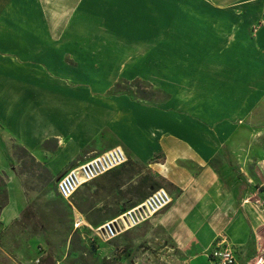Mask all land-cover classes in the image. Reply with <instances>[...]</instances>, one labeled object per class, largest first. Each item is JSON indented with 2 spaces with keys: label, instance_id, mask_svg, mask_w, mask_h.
Wrapping results in <instances>:
<instances>
[{
  "label": "crops",
  "instance_id": "obj_1",
  "mask_svg": "<svg viewBox=\"0 0 264 264\" xmlns=\"http://www.w3.org/2000/svg\"><path fill=\"white\" fill-rule=\"evenodd\" d=\"M136 80L161 99L111 92ZM261 130L264 0H0V234L37 195L18 148L59 178L121 147L173 198L130 231L153 239L140 253L212 264L225 243L264 264Z\"/></svg>",
  "mask_w": 264,
  "mask_h": 264
},
{
  "label": "rangeland",
  "instance_id": "obj_2",
  "mask_svg": "<svg viewBox=\"0 0 264 264\" xmlns=\"http://www.w3.org/2000/svg\"><path fill=\"white\" fill-rule=\"evenodd\" d=\"M36 72L51 76L53 85L68 89L76 86L89 87L91 90L93 86L91 83L60 78L50 69L45 71L39 68ZM120 84V89L117 90L115 85L111 92L129 90L133 97L137 96L138 89L132 88L130 82ZM95 86L101 87L102 84ZM85 88L82 90L86 91ZM140 88L146 90L153 101L162 97L146 85H141ZM260 137L261 140L264 139V130H261ZM56 144L58 145V141L47 146L55 149ZM16 153L23 164V172L27 175L26 191L28 194L37 191V195L30 197L31 202L22 216L0 234V264H179L156 253L148 256L147 252L151 249L154 251V246L146 247L147 252L140 253V247L137 246L144 249L148 241L152 242L153 239L147 237L141 243L137 236L132 240L130 231L110 243L101 242L98 244L99 251L92 248V239L95 237L92 229L132 208V204L138 201L137 189L142 178H157L153 175L154 171L153 174L149 171L148 165L130 160L119 172L108 174L84 186L71 200L66 201L58 195L56 184L70 169L56 178L57 173L37 163L25 149L18 148ZM79 216L82 217L79 220L86 223L76 227V218ZM134 247L137 248L135 253ZM166 259L168 262L164 261Z\"/></svg>",
  "mask_w": 264,
  "mask_h": 264
},
{
  "label": "built area",
  "instance_id": "obj_3",
  "mask_svg": "<svg viewBox=\"0 0 264 264\" xmlns=\"http://www.w3.org/2000/svg\"><path fill=\"white\" fill-rule=\"evenodd\" d=\"M128 160L126 152L121 147L95 155L63 175L56 184L57 193L63 200L69 201L82 187L124 166ZM172 203L173 198L165 189L153 191L137 206L92 229L95 235L92 245L99 251L98 244L101 242L110 243L125 233L141 227ZM79 219L82 217L76 218V227L82 221ZM209 259L212 264H237L236 250L225 243H220L210 251Z\"/></svg>",
  "mask_w": 264,
  "mask_h": 264
},
{
  "label": "trees",
  "instance_id": "obj_4",
  "mask_svg": "<svg viewBox=\"0 0 264 264\" xmlns=\"http://www.w3.org/2000/svg\"><path fill=\"white\" fill-rule=\"evenodd\" d=\"M127 83V82H126ZM141 85H146V86H148L151 90H154V89H152L151 88V86L149 85V84H147V83H145L144 81H141V80H136V81H134V82H131L130 83V86L132 87V88H137L138 89V91L136 92V98H138V99H142V100H151V98L149 97V94L147 93V91L146 90H141L142 88H140V86ZM121 88V84L120 83H118L117 85H116V89L118 90V89H120ZM125 92H130L129 90H124ZM158 161V160H157ZM129 162H130V159L128 160V162L124 165V166H122V167H120V168H118V169H116V170H114V171H112L111 173H116V172H119L122 168H124L125 166H127L128 164H129ZM143 165H145V164H143ZM149 171H151L152 172V174L154 173L152 170H149ZM111 173H109V174H111ZM108 175V174H107ZM153 175H155L157 178H155V179H153V177L152 176H145L144 178H142L141 179V185L139 184V188L137 189V191H138V196H137V199H138V201L137 202H134L133 204H132V208L133 207H135V206H137L138 204H140L143 200H145L153 191H156V190H158V189H162L163 187H165V180L163 179V178H161V177H159V176H157V174L155 173V174H153ZM106 176V175H105ZM104 177V176H103ZM102 178V177H101ZM95 182V181H94ZM3 199L6 201V199H7V197H6V195L3 197ZM1 205H3L2 203H1ZM131 209V208H130ZM129 210V209H128ZM125 212V211H124ZM123 212H121L119 215H121ZM118 215V216H119ZM117 217V216H116ZM115 218V217H114ZM113 219V218H112ZM101 226V225H100ZM99 227V226H98ZM97 227V228H98ZM92 248H93V250H95L96 251V249H97V247L95 246V245H92Z\"/></svg>",
  "mask_w": 264,
  "mask_h": 264
},
{
  "label": "bare ground",
  "instance_id": "obj_5",
  "mask_svg": "<svg viewBox=\"0 0 264 264\" xmlns=\"http://www.w3.org/2000/svg\"><path fill=\"white\" fill-rule=\"evenodd\" d=\"M85 224L84 221H81L78 225V227H80L81 225Z\"/></svg>",
  "mask_w": 264,
  "mask_h": 264
}]
</instances>
